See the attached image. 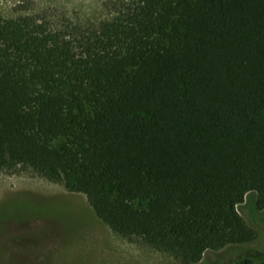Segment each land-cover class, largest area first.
Masks as SVG:
<instances>
[{
  "label": "trees",
  "instance_id": "obj_1",
  "mask_svg": "<svg viewBox=\"0 0 264 264\" xmlns=\"http://www.w3.org/2000/svg\"><path fill=\"white\" fill-rule=\"evenodd\" d=\"M114 5L66 30L0 18V169L61 180L185 264L255 241L236 205L264 211V0Z\"/></svg>",
  "mask_w": 264,
  "mask_h": 264
},
{
  "label": "rangeland",
  "instance_id": "obj_2",
  "mask_svg": "<svg viewBox=\"0 0 264 264\" xmlns=\"http://www.w3.org/2000/svg\"><path fill=\"white\" fill-rule=\"evenodd\" d=\"M119 0H0L3 20L33 17L51 29L97 26L114 15ZM127 1V0H125ZM65 137L57 138L58 148ZM146 201L134 206L143 209ZM236 210L256 233L255 241L208 251L196 264H234L249 258L264 264V211L256 194ZM0 264H185L138 239L111 231L93 213L86 196L24 165L0 169Z\"/></svg>",
  "mask_w": 264,
  "mask_h": 264
}]
</instances>
